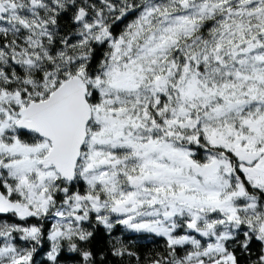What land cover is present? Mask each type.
Masks as SVG:
<instances>
[{"label": "snow or ice", "instance_id": "snow-or-ice-1", "mask_svg": "<svg viewBox=\"0 0 264 264\" xmlns=\"http://www.w3.org/2000/svg\"><path fill=\"white\" fill-rule=\"evenodd\" d=\"M0 264H264V0H0Z\"/></svg>", "mask_w": 264, "mask_h": 264}, {"label": "trees", "instance_id": "trees-1", "mask_svg": "<svg viewBox=\"0 0 264 264\" xmlns=\"http://www.w3.org/2000/svg\"><path fill=\"white\" fill-rule=\"evenodd\" d=\"M120 229L117 228L114 234H119ZM107 237L103 234V229L97 233V239L94 242L97 250H103L106 247ZM124 242L130 244L133 250L140 252L142 255L153 249H159L163 245V241L158 238L146 239L143 236L129 234L124 237ZM46 247V246H45ZM111 259V258H110Z\"/></svg>", "mask_w": 264, "mask_h": 264}]
</instances>
